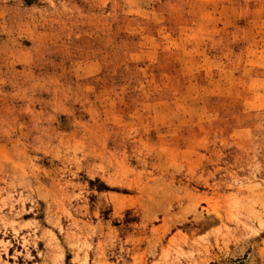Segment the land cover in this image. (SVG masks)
<instances>
[{
    "label": "rangeland",
    "instance_id": "rangeland-1",
    "mask_svg": "<svg viewBox=\"0 0 264 264\" xmlns=\"http://www.w3.org/2000/svg\"><path fill=\"white\" fill-rule=\"evenodd\" d=\"M0 264H264V0H0Z\"/></svg>",
    "mask_w": 264,
    "mask_h": 264
}]
</instances>
